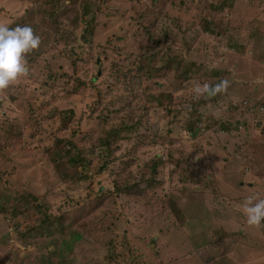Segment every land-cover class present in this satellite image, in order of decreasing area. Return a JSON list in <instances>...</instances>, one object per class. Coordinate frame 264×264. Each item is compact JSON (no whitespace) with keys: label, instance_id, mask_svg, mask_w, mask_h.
Returning <instances> with one entry per match:
<instances>
[{"label":"rangeland","instance_id":"obj_1","mask_svg":"<svg viewBox=\"0 0 264 264\" xmlns=\"http://www.w3.org/2000/svg\"><path fill=\"white\" fill-rule=\"evenodd\" d=\"M43 1L0 0V22L41 38L0 93V264H116L119 243L117 264H264V224L239 207L264 199V110L247 109L264 100V0ZM204 75L230 87L197 98ZM99 154L107 170L63 180ZM130 159L131 178L161 159V185L116 195Z\"/></svg>","mask_w":264,"mask_h":264},{"label":"trees","instance_id":"obj_2","mask_svg":"<svg viewBox=\"0 0 264 264\" xmlns=\"http://www.w3.org/2000/svg\"><path fill=\"white\" fill-rule=\"evenodd\" d=\"M44 1H47V0H44ZM209 4H210V7L215 11L221 10V8H222V3H219L218 5H214L213 3H209ZM202 25L205 26L204 28L206 31H209L208 28L210 26L216 27V25H214L210 21H204ZM93 29L96 30V22H95V19L93 17H91V21L86 22V27L84 28V34L89 33L90 31L92 33ZM204 76H205L204 80H205V82H207V80H208L207 76L206 75H204ZM220 80H222V79H220ZM211 98H213V100L218 99L217 95L214 97H211ZM262 101L263 102L260 103L259 105H256V103L251 104L249 107H247V109L250 111H253V112L259 111V109H260V111L264 110V100H262ZM191 113L193 114V112H191ZM62 114L64 115V119L69 120V123L74 117V113L72 114L71 112L65 113V111H63ZM62 114L60 113V115H62ZM66 114H68V116H66ZM55 116H57V115L55 114ZM198 118H200V117H198ZM198 118L196 120H198ZM261 121L262 120L258 117L255 119L254 122L257 125ZM235 126L237 127L236 123L234 125V128H235ZM62 127L64 128V126H62ZM130 128H132L134 130L136 128V123L132 124L130 126ZM129 130H130L129 127H127V128L125 127L121 130L116 131L114 134H115V136L124 135L127 133L126 131H129ZM190 132H192V130H190ZM17 135H19V134H17ZM125 138H129V136H127ZM109 142H107V143L105 142L103 144H105V146L108 148V150L111 151L110 145H108ZM66 145L71 146V142L66 141L65 146ZM134 146H135V148L143 146L142 140L135 141ZM62 149L63 148L56 147L55 151L60 152ZM59 152H56V154H59ZM105 162H106V160H103V155H100V154L96 155L92 161L84 160V158L82 156L79 158L72 157L69 159V163L72 166H71L70 170L65 174V179H63V180L65 182H67V184H69V185H71L70 183L85 182V180H87V177L83 173H84V169L87 166V164L91 163L95 167V170L93 171V175H97V174H100V172H102L103 170H107L108 167L106 166L107 163H105ZM120 162H121V165H119V167L117 168V171H116V175H114V176H116V180H115V184H114V192L116 193V195H118V196H122V195H124V196H131V195L140 196L141 194L145 193L146 190H152V189H155L157 186L161 185V183H159V181H157L158 168L163 164L161 159H159V160L156 159L155 161L151 162V164L147 167L148 172L146 171L147 173L143 174L144 177L147 176L146 178H131L130 169H131V166L133 165L132 159H130L128 162H123L121 160H120ZM143 180H144V182H141ZM97 194H98V196L101 195V193H99V192ZM103 194L105 195V193H103ZM29 199H30V201H28V203L37 202V197H32ZM13 211H14V217H15V215L22 214V211H20V210L18 211L17 207H15ZM34 212H36L34 219L35 218H41L42 222L43 221L46 222L49 219H51L47 215L46 212H43V211L40 212L39 210H36V211L34 210ZM52 219H54V218H52ZM33 228H34V226H33ZM116 248H123L125 251V249H127V245L124 243H119L113 247L111 257H113L114 260H110V261L117 264L120 261V259L122 258V253L116 252L115 251Z\"/></svg>","mask_w":264,"mask_h":264},{"label":"clouds","instance_id":"obj_3","mask_svg":"<svg viewBox=\"0 0 264 264\" xmlns=\"http://www.w3.org/2000/svg\"><path fill=\"white\" fill-rule=\"evenodd\" d=\"M40 36L36 35L30 26L9 27L0 22V93H3L11 85L28 73L25 57L39 48ZM260 83L258 79L255 81ZM230 87L227 79H222L216 84L205 82L196 83L192 91L199 97H214L226 93ZM240 210L245 216V222L249 227L259 228L264 220V199L248 197Z\"/></svg>","mask_w":264,"mask_h":264}]
</instances>
